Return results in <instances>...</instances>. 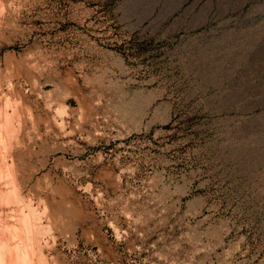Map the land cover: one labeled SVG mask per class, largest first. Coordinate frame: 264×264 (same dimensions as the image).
<instances>
[{
  "label": "rangeland",
  "instance_id": "rangeland-1",
  "mask_svg": "<svg viewBox=\"0 0 264 264\" xmlns=\"http://www.w3.org/2000/svg\"><path fill=\"white\" fill-rule=\"evenodd\" d=\"M16 104V264H264V0H0ZM52 105L74 133L35 141Z\"/></svg>",
  "mask_w": 264,
  "mask_h": 264
},
{
  "label": "bare ground",
  "instance_id": "bare-ground-1",
  "mask_svg": "<svg viewBox=\"0 0 264 264\" xmlns=\"http://www.w3.org/2000/svg\"><path fill=\"white\" fill-rule=\"evenodd\" d=\"M15 98H17V97H15ZM13 101H15V100H13ZM18 102H17V104H18ZM14 103H16V101ZM51 109H52L53 112H55L61 118L60 119L58 118L59 120H57L55 117H52L50 119L47 118L46 119V124L48 125V130H47L46 133H43L42 130H41L40 118L38 116H34L33 115L32 124H33V127L37 131V136H36L35 141H40L42 143V142H44L46 136H55V137H62V138L68 139L74 133V131L68 127L69 124L66 121V119L63 117L62 113L59 112V109L57 107L53 106V105L51 106ZM22 118H23V113H22L21 109L18 107V105L15 106V108L12 111H10L8 108L0 109V128L6 129V131L8 132L9 136L14 137V138H18L20 140L19 142L21 144H23L25 141L22 138L21 134H19L20 131L19 132L17 131V128H19V130H22V128L26 127V125L28 124L27 120L25 118L24 119H22ZM56 129H59V133H57ZM68 141H72V140H68ZM67 143H70V142H67ZM30 154L32 156H39L40 151L37 150V149H34V150L30 151ZM80 154H81V152H78V151L76 152L77 156H79ZM12 157H14V156L13 155L8 156L6 154L5 155H3V154L0 155V173L2 172L3 169H6L7 171H10V172L13 171V168H15L16 166H15V160L12 159ZM5 185H6V187H8L7 190L5 189L6 190V196H7L6 198L7 199L10 198L12 200L13 204L15 205L14 208L17 211L21 210L22 213L26 209L31 211V209L33 208V205L31 203V201L30 200L28 201V199L25 200L22 197H19L18 195H16L17 187L19 185V181L17 179H15V178H12L10 181L6 182ZM34 201H37V200H34ZM47 203H49V202H47ZM23 218H25V216ZM16 259H17V256L14 253H12V252L0 247V264H16ZM17 263H18V261H17Z\"/></svg>",
  "mask_w": 264,
  "mask_h": 264
}]
</instances>
